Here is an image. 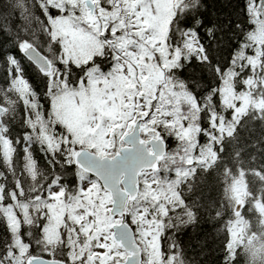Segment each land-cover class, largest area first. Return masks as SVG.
<instances>
[{
	"label": "trees",
	"instance_id": "obj_1",
	"mask_svg": "<svg viewBox=\"0 0 264 264\" xmlns=\"http://www.w3.org/2000/svg\"><path fill=\"white\" fill-rule=\"evenodd\" d=\"M57 17L91 32L67 1L57 7L48 0H0L4 264L15 245L3 207H13L18 215V204L29 207L32 223H21L18 234L31 255L69 261L78 249L74 234H67L63 245L46 243L43 237L48 191L61 186L73 195L80 178L73 162L80 146L56 118L52 99L76 88L80 80L87 82L89 74L109 75L113 57L110 48H101L86 62L66 60L60 41L52 35L50 19ZM25 45L48 57L50 75L24 58ZM166 46L175 59L166 70L167 82L172 92L191 100L179 109L177 124L192 128L193 136L187 140L174 125L161 123L168 152L150 174L166 194H177L179 202L145 193L142 176L143 193L129 202L128 221L133 222V211L140 209L161 219L160 247L166 264H264V0H177ZM228 73L233 75L231 85L240 93L251 91V102L260 106L251 103L246 113L234 116L222 102ZM249 79L255 86H248ZM3 134L11 147L9 156L3 150ZM238 181L244 183L239 198L233 191Z\"/></svg>",
	"mask_w": 264,
	"mask_h": 264
},
{
	"label": "rangeland",
	"instance_id": "obj_2",
	"mask_svg": "<svg viewBox=\"0 0 264 264\" xmlns=\"http://www.w3.org/2000/svg\"><path fill=\"white\" fill-rule=\"evenodd\" d=\"M48 1L57 7L64 1L71 3L91 27V32H87L74 26L68 18L50 19L53 38L60 41L66 60L79 64L88 61L95 53H101V48H110L112 52L109 75L89 74L87 82L80 80L76 88L52 99L56 118L71 132L80 147L89 148L101 156L117 152L135 119L148 113L151 117L142 129L146 137L152 131L161 136V123H165L174 125L180 137L192 138V128L177 124L179 109L187 107L191 100L172 92L166 78V70L175 62L168 53L166 37L177 0H90L94 6L91 14L86 8L87 0ZM258 19L259 15L255 13L257 23ZM232 78L233 75L228 73L222 89V102L233 110L234 116L246 113L251 103L260 106V102H251V91L238 92L230 83ZM251 80H248L249 87L255 86ZM2 146L5 155L9 156L7 138L3 137ZM189 167L186 173L192 168ZM142 176L146 181L143 184L145 193L179 202L178 195L166 194L150 172H144ZM141 187L140 194L143 193ZM243 188L242 181L233 185L238 198ZM62 195L60 190H53L45 200L48 221L43 237L47 243L55 244L71 231L79 250H73L70 262L112 264L124 256L112 237L111 226L117 219L109 215L108 194L97 181L82 176L79 190L70 195L69 200ZM17 207L20 215L11 206L2 208L14 232L15 247L8 255L11 264H21L27 257V245L18 231L21 223H32L29 207L21 204ZM132 215L146 249L147 264H166L160 247V233L164 227L161 219L153 212L141 209L133 211ZM240 226L241 223L236 224L235 231Z\"/></svg>",
	"mask_w": 264,
	"mask_h": 264
},
{
	"label": "water",
	"instance_id": "obj_3",
	"mask_svg": "<svg viewBox=\"0 0 264 264\" xmlns=\"http://www.w3.org/2000/svg\"><path fill=\"white\" fill-rule=\"evenodd\" d=\"M89 14L94 6L86 1ZM23 56L31 62L40 73L49 75L52 64L35 46L28 45ZM2 109L0 108V112ZM150 114L137 118L131 130L123 136V146L113 156H100L87 148H79L74 154V164L79 169L94 176L101 187L109 193L111 208L109 215L122 218L112 225L114 241L127 253L126 259L117 264H142V248L137 243L135 232L125 221L128 201L139 195V176L142 171H156L159 161L167 152V145L160 136L142 139V124ZM25 264H67L58 259L41 256H29Z\"/></svg>",
	"mask_w": 264,
	"mask_h": 264
},
{
	"label": "flooded vegetation",
	"instance_id": "obj_4",
	"mask_svg": "<svg viewBox=\"0 0 264 264\" xmlns=\"http://www.w3.org/2000/svg\"><path fill=\"white\" fill-rule=\"evenodd\" d=\"M79 177H80V180H79V184H81V177L83 176V177H85V175L83 174V172H81V171H79ZM86 178V177H85ZM60 190L61 192H62V196L65 198V199H67V200H69V196H70V193L69 194H66V192L64 191V188L63 187H61V186H55L52 190H50V191H53V190ZM48 200V199H47ZM46 215H47V212H46ZM48 216V215H47ZM118 221V220H117ZM127 221H128V219H127ZM47 224V223H46ZM46 224H44L43 225V228L46 226ZM128 224L132 227V229L134 230V232H135V238H136V241H137V243L141 246V248H142V264H147V254H146V249H145V247L143 246V244H142V242H141V239H140V236H139V229H138V223L137 222H132V221H128ZM67 226H68V224H67ZM62 231H63V228H62ZM66 233H67V227H66ZM70 233L71 234H73L71 231H70ZM65 237L66 236H63L62 235V239L59 241V242H57V243H55V245H58V244H64L65 243ZM23 241V240H22ZM24 242V241H23ZM25 243V242H24ZM47 243V242H46ZM26 245H27V255H30V253H29V247H28V244L27 243H25ZM30 246V245H29ZM121 249V251L123 252V254H124V256H122V257H119L118 258V260H114L113 261V263L112 264H117V263H120V262H123L125 259H126V256H127V253L122 249V248H120ZM43 257H45V256H43ZM48 257H50V258H53V259H58V258H55V257H52V256H48ZM46 258V257H45ZM58 260H61V259H58ZM10 260H8V264H11L10 262H9ZM62 261H64V260H62ZM24 262V261H23ZM65 262H67V263H69L70 261H65ZM21 264H24V263H22L21 262ZM71 264V263H70ZM76 264H80V263H76Z\"/></svg>",
	"mask_w": 264,
	"mask_h": 264
}]
</instances>
